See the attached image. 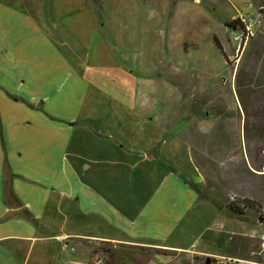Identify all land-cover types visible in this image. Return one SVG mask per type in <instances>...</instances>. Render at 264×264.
<instances>
[{
    "label": "crops",
    "instance_id": "obj_1",
    "mask_svg": "<svg viewBox=\"0 0 264 264\" xmlns=\"http://www.w3.org/2000/svg\"><path fill=\"white\" fill-rule=\"evenodd\" d=\"M216 3L220 19L255 10L253 0ZM124 34L93 0H0V264H88L90 243L177 255L159 264H260L263 213H220L179 177L205 187L191 146L146 95L142 66L125 67L137 57ZM6 161L42 227L5 204Z\"/></svg>",
    "mask_w": 264,
    "mask_h": 264
},
{
    "label": "rangeland",
    "instance_id": "obj_2",
    "mask_svg": "<svg viewBox=\"0 0 264 264\" xmlns=\"http://www.w3.org/2000/svg\"><path fill=\"white\" fill-rule=\"evenodd\" d=\"M93 1L107 22H125V45L137 57L132 56L125 67L129 69L131 63L142 66L146 95L159 101L162 124L189 143L205 182L216 183L230 201H254L264 218V15L259 14L264 12V0L254 4L250 16L257 20L255 36L239 55L230 32L223 36L219 30L242 14L217 18V0ZM184 2L191 10L186 11ZM108 3L115 6L108 8ZM159 33L166 37L162 43L165 55L155 69L157 60L148 54ZM217 36L222 51L214 43ZM247 214L258 219L255 211ZM93 246H81L88 253V264L97 253L104 254L105 264H120L105 251L107 246ZM128 251L139 264H159L163 258L177 256ZM255 260L264 264L262 255ZM176 261L188 264L183 257Z\"/></svg>",
    "mask_w": 264,
    "mask_h": 264
},
{
    "label": "trees",
    "instance_id": "obj_3",
    "mask_svg": "<svg viewBox=\"0 0 264 264\" xmlns=\"http://www.w3.org/2000/svg\"><path fill=\"white\" fill-rule=\"evenodd\" d=\"M255 2L256 0H253L254 4ZM261 8L264 9V4L261 6ZM259 14L264 15L263 10H260ZM225 26L232 30L236 28L237 26H239V21L234 20L232 22H225ZM215 43L217 47L222 51V48L216 39H215ZM12 99L17 101L16 98H12ZM0 135L2 136L1 123H0ZM2 144L4 148V143L2 142ZM172 172L177 174L175 171H172ZM4 173H5V178H4L5 204L11 209H16L18 211L17 212L18 217L28 220L35 227H42V224L29 211L23 208L22 203L20 202V200L17 198V196L13 192L12 181L14 179V175L12 174L7 161L5 162V165H4ZM179 177H181V179H183L185 183L198 194L201 200L209 201L220 213H225L241 221L247 220V216H248L247 213L249 211H255L256 214H262L261 209L258 208V205L254 201H251L249 199H239V200H233V201L228 200L227 198L223 196V193L220 187L212 181L206 180V186L205 188H202V187L196 186L195 184L191 183L183 176H179ZM260 219H262L261 216H260ZM84 245L86 246L94 245L93 247L98 246L99 248L101 247L100 245L104 247L107 246L108 248L105 249V251L109 255L111 254L113 258L118 260L120 264H139L136 260H134L130 256V253H129L130 251L128 250H140V251H146V252L151 251L155 253L160 252L158 250H149L146 248H138V247H133V246L113 245L109 243H90V244H84ZM108 249H110L111 251ZM119 249L126 250V253L121 252ZM102 250H104V248ZM116 250H119V251H116Z\"/></svg>",
    "mask_w": 264,
    "mask_h": 264
},
{
    "label": "built area",
    "instance_id": "obj_4",
    "mask_svg": "<svg viewBox=\"0 0 264 264\" xmlns=\"http://www.w3.org/2000/svg\"><path fill=\"white\" fill-rule=\"evenodd\" d=\"M234 20L239 21V26L231 30V40L236 48L237 55H239L242 50L245 49L249 41L255 36L254 28L257 25V20L250 15H240ZM258 239L260 242L261 252L264 254V229L258 235ZM104 261V254L97 253L93 257L92 264H105Z\"/></svg>",
    "mask_w": 264,
    "mask_h": 264
},
{
    "label": "water",
    "instance_id": "obj_5",
    "mask_svg": "<svg viewBox=\"0 0 264 264\" xmlns=\"http://www.w3.org/2000/svg\"><path fill=\"white\" fill-rule=\"evenodd\" d=\"M206 264H211V260L207 259V263Z\"/></svg>",
    "mask_w": 264,
    "mask_h": 264
}]
</instances>
